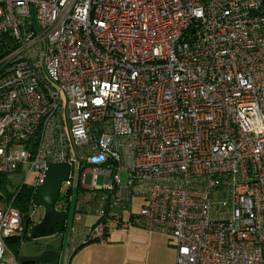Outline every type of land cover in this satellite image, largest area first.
Wrapping results in <instances>:
<instances>
[{"label":"built area","instance_id":"obj_1","mask_svg":"<svg viewBox=\"0 0 264 264\" xmlns=\"http://www.w3.org/2000/svg\"><path fill=\"white\" fill-rule=\"evenodd\" d=\"M5 33L0 191L21 184L0 192V264L50 164L70 167L57 211L91 192L72 240L139 226L175 264H264V0H0Z\"/></svg>","mask_w":264,"mask_h":264},{"label":"crops","instance_id":"obj_2","mask_svg":"<svg viewBox=\"0 0 264 264\" xmlns=\"http://www.w3.org/2000/svg\"><path fill=\"white\" fill-rule=\"evenodd\" d=\"M76 221L80 223L78 229L85 230L97 217L93 213L78 215ZM82 244L81 236L72 240L56 233L23 240L17 248L8 243L4 258L10 261L13 256L18 264H175V250L168 238L139 226L112 230L106 240L79 248Z\"/></svg>","mask_w":264,"mask_h":264},{"label":"water","instance_id":"obj_3","mask_svg":"<svg viewBox=\"0 0 264 264\" xmlns=\"http://www.w3.org/2000/svg\"><path fill=\"white\" fill-rule=\"evenodd\" d=\"M69 173L70 167L67 164L48 165L42 185L36 191L34 197V205L43 209V217L31 228L30 237L32 239L54 236L64 230L66 214L57 211L55 206L61 184L68 180Z\"/></svg>","mask_w":264,"mask_h":264},{"label":"rangeland","instance_id":"obj_4","mask_svg":"<svg viewBox=\"0 0 264 264\" xmlns=\"http://www.w3.org/2000/svg\"><path fill=\"white\" fill-rule=\"evenodd\" d=\"M78 175L77 170L75 169V175L73 178V183L76 182V176ZM122 184L125 182V174H122L121 177ZM11 182V183H10ZM10 182L9 181H4L3 187L0 192H2L4 195H7L9 192H13L16 190L17 186L21 184V180H18L15 176L10 177ZM98 185H102L103 183V177L100 176L98 178ZM91 184V176L86 175L84 179V185L89 186ZM74 186V185H73ZM71 200L69 201L68 204V218H67V225L64 231L58 232L60 236L63 238L67 239L69 237V226L72 224L76 228L80 227V223L76 221V216L78 215H88L91 213L90 207L92 206V201H91V192L86 191L83 189H76L72 193ZM62 195L60 194L58 203L56 207L58 208L61 201H62ZM139 204L140 202L138 200L133 201L132 205V211L137 212L139 209ZM29 214L31 216V219L34 223H38L41 218L43 217V209L41 207H31L29 210Z\"/></svg>","mask_w":264,"mask_h":264},{"label":"trees","instance_id":"obj_5","mask_svg":"<svg viewBox=\"0 0 264 264\" xmlns=\"http://www.w3.org/2000/svg\"><path fill=\"white\" fill-rule=\"evenodd\" d=\"M14 49L15 47H13V43H12V40L9 34L8 33L2 34L0 36V60L4 58L5 56H7ZM34 197L35 196L33 195V192L29 187L24 186L19 190L17 197L13 202V206L17 207L18 209H20L22 213H24L23 231L22 233L18 235H14L6 239L5 241L6 246L8 243L13 242L14 248H17L23 240L31 239L30 233H31V228L34 225V222L32 221L31 216L29 215V210L31 209V207L34 206ZM67 218H68V215H66V221H67ZM99 241L100 240L98 239H90V240L86 239V241H83V244L79 248H81L82 246L86 244L99 242ZM14 252H15V249L13 250V253Z\"/></svg>","mask_w":264,"mask_h":264}]
</instances>
